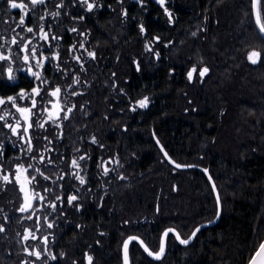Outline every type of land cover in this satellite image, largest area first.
I'll list each match as a JSON object with an SVG mask.
<instances>
[{"label":"trees","instance_id":"1","mask_svg":"<svg viewBox=\"0 0 264 264\" xmlns=\"http://www.w3.org/2000/svg\"><path fill=\"white\" fill-rule=\"evenodd\" d=\"M18 1L25 9L0 0V44L13 52L16 75L0 74V97L33 96L40 85L15 60L11 39L22 36L43 47L41 59L57 57L41 67L44 102L59 86L74 109L61 126L43 124L37 100L24 140L5 126L22 119L17 107L0 109L9 115L0 120V264H124L128 237L158 252L167 229L188 239L218 215L187 245L169 233L159 260L133 241L130 264H248L264 239V38L253 0H88L91 10L77 0ZM259 14L264 25V0ZM22 16L33 33L17 27ZM252 51L260 53L255 64ZM7 64L0 61V73ZM15 104L31 106L26 98ZM29 164L43 173L28 168L32 195L44 199L21 213L24 172L16 169Z\"/></svg>","mask_w":264,"mask_h":264},{"label":"snow or ice","instance_id":"2","mask_svg":"<svg viewBox=\"0 0 264 264\" xmlns=\"http://www.w3.org/2000/svg\"><path fill=\"white\" fill-rule=\"evenodd\" d=\"M77 2L81 3V4H86L87 5V8L89 10H91L93 8V4L92 3H88V0H77ZM162 2V0H161ZM7 3L9 4V6L12 8V9H17V8H24L25 5L24 4H18L15 2V0H7ZM30 3L31 5L33 6H36L38 4L42 5L45 3V0H30ZM52 15L54 16H59L60 13H53ZM43 18V17H41ZM82 19V17H81ZM17 27H19L21 29V31H24L26 30L28 33H33L34 32V28L33 27H26L25 28V19L24 17L22 16L20 19H19V23L17 25ZM40 28V31H43V26H38ZM49 27H51V25H49ZM72 31H76L75 28L72 29ZM260 32L261 33H264V25H261L260 27ZM18 35V34H17ZM193 35H195V33H193ZM57 37L55 35L52 36V39L55 40ZM41 39H44V40H47L48 39V33L45 32L43 37H41ZM11 44L12 45H15L16 46V49H15V60L16 61H20L22 60L23 61V64L27 65L28 68L27 70L31 72L32 76L35 77L38 81H40V85L37 86V87H34L32 89V93H35V95L37 96H40V100H41V104H43L44 100H45V96L44 95H41V92L42 90L44 89V86L48 83L46 80L42 79L39 72L37 71H32V69H39L42 67V60L40 57L37 56V51H43V47H41L40 49H37V47L35 45H32V42L31 40L25 42V37H19L17 39V37H13L11 39ZM31 45V47H30ZM5 45L4 44H0V61H10L13 59L12 56H9V55H6L4 54V49ZM76 45H73V49L72 50H75L76 49ZM80 48H83L84 45L83 43H81L79 45ZM86 50V49H85ZM49 51H51V49L49 48ZM87 55L89 57H92V58H95V53L94 52H88ZM260 57V53L257 52V51H252L251 53L248 54V60L251 61L253 64L257 63L258 61V58ZM54 58H57V57H45L43 59H47L49 61H51V59H54ZM78 63L80 62L81 60V57L79 56H74L73 57ZM65 63H67V61H65ZM0 68H2V66H0ZM81 69L83 70V65H81ZM20 70H23L22 68L18 67L17 68V71H20ZM197 69L196 68H192V70H190L188 73H187V77L189 80H191L193 78V74L196 73ZM208 72V68L205 67L203 68L200 72H199V75L202 77L204 76L206 73ZM2 74V73H0ZM8 76H9V79H14V76L12 75V68L9 67L8 68ZM76 83H78V79L75 81ZM61 92V89L59 87H56L54 90L50 91V92H47L46 95L48 96H52V97H57L58 94ZM28 99L30 102H31V106L32 108H35L37 106V100L33 98V96L31 94H29L27 97L24 96L23 92L17 94V97H8L7 98V102H11L12 105L14 107H17V111L20 112L21 114H31V108L29 107H18L16 106L15 104V101L16 99ZM6 103V101L4 99H0V105H4ZM147 104V98H145L144 100H141L139 101V106L140 107H145ZM53 107H57L59 108V111H64L63 108H60L59 105H53ZM42 110H47V109H37V113H35L34 115H36V118L39 119L40 118V112ZM134 110V109H133ZM72 109L71 108H68L67 109V112L65 113L63 119L67 120L69 119V116L67 113L71 112ZM49 119L53 121V123H55V120L56 119H59V116L57 115L55 117V119L53 118V115L50 113L49 114ZM0 120H4V117H0ZM5 126L9 127L11 132L13 133V135H18L19 136V139L20 140H24L25 138V134L28 133L29 131V128L32 127V124L29 123L27 127H24L22 132H18V129H20L22 126L20 124V121L19 119H17V122H16V125L15 126H12L11 124H8L6 121H5ZM39 127H43L44 125L43 124H40L38 125ZM93 143H95V138H93ZM27 143L30 145L31 144V140L28 139L27 140ZM49 143H51V141H49ZM28 151H31V148L28 149ZM77 151H79L77 149ZM165 155H167V153H165ZM0 156H2V152H0ZM34 159V157H33ZM86 159V156L84 155H81L79 157V160L83 161ZM41 160H43V157H41ZM49 163H52L51 160H49ZM103 163V161H102ZM72 165L74 167H79V164L77 163V161L74 159L72 160ZM177 168H180L181 165L180 164H176L175 165ZM28 168H33V171L34 172H39V169H35L33 167V165L29 164L27 168H25L23 165H17V169H16V173H21V172H24L26 173L28 171ZM109 171V169L107 167L104 168V172L105 174H107V172ZM39 174L41 176H43V173L42 172H39ZM45 180L49 179V177H43ZM76 178L79 180L80 184H84L85 183V180L82 176H76ZM15 179L16 180H19V175H15ZM36 179L35 175H33L31 177V180H29L28 182L31 183V181H34ZM60 179H63V176L60 177ZM3 180L6 181V182H9L11 183L12 181L9 179V175H4L3 176ZM45 191H48V189H44ZM20 191L21 192H25V204L22 205L20 208H19V211L21 213L23 212H26L29 208L32 207V204L30 202V197L28 196L25 188L23 186H21L20 188ZM41 200L44 199V197H40ZM56 200H59L60 197L57 196L55 197ZM77 199V196L76 195H73L71 196L69 199H68V203H72V201H75ZM49 206L53 209H55L56 205L55 203H50ZM31 218V217H29ZM49 228L52 227V224H48L47 225ZM4 231V228L2 226H0V232ZM200 229L197 228L195 232H193V236L196 235V232H199ZM165 236H167V232L164 234ZM188 241L187 240H181V243H187ZM125 248H127V243H125ZM161 251H163V249H161ZM32 254V253H30ZM261 254H264V243H261L260 246H259V251L256 253V255H261ZM37 259H40V252H36L35 253ZM149 255H153V253L149 252ZM158 255V254H156ZM53 259H55V257H53ZM91 258H89L90 260ZM251 264H257V261L255 260V258H253Z\"/></svg>","mask_w":264,"mask_h":264},{"label":"water","instance_id":"3","mask_svg":"<svg viewBox=\"0 0 264 264\" xmlns=\"http://www.w3.org/2000/svg\"><path fill=\"white\" fill-rule=\"evenodd\" d=\"M252 3H253V15H254V20H255V24H256L257 30L259 31L260 35L264 38V33L260 32V27L262 25V22H261L260 14H259V0H253ZM57 104H58V100L53 105H57ZM54 109H58V108L54 107ZM26 124H27L26 125V127H27L28 126V118H26ZM21 183H22L21 185L25 188L28 196L30 197V202L32 204L33 198H32V196L30 194V189H29L28 184L24 183L23 181H21ZM23 193H24V199H25V192H23ZM30 209L31 208H29L26 212H29ZM218 217H219V215H218ZM218 217L212 222H207V223H203V224L199 225L197 228L201 229V228H203L205 226L213 224L218 219ZM196 229L194 230V232L196 231ZM166 232H167V236H168L169 233H174L177 236V238L180 241V243H181V240H187L188 242L186 244L182 243L184 245H187V244L191 243L192 240L194 239V237L196 236V235L195 236L191 235L190 238H188V239H182L180 237L179 233L174 228H169L163 233L162 240H161V247H160L158 252H153L146 245V243L142 240V238H140L138 236H130V237H128L126 239V241L124 242V245H123V260H124V264H130L129 247H130V244L133 241H136V242L140 243V245L143 247V249L147 252L148 255H149V252L153 253V255H149L150 257H152L154 259H157V260L161 259L164 256L165 251H166L167 236L164 235ZM197 233L198 232H196V234ZM125 243H127V248H125ZM261 243H264V239H263V241ZM161 249H163V251H161ZM258 251H259V247L256 250V252L254 253V255L252 256V258L250 259V261L248 262V264H251L253 258H255V260L257 261V264H264V254L256 255V253ZM156 254H158V255H156Z\"/></svg>","mask_w":264,"mask_h":264},{"label":"flooded vegetation","instance_id":"4","mask_svg":"<svg viewBox=\"0 0 264 264\" xmlns=\"http://www.w3.org/2000/svg\"><path fill=\"white\" fill-rule=\"evenodd\" d=\"M32 71H33V69H32ZM37 72H39V74L41 75V73H42V69L39 68ZM29 75L32 76V74H31L30 71H29ZM32 77H33V76H32ZM34 87H37V86L35 85ZM34 87H33V88H34ZM57 87H59V86H57ZM55 88H56V87H54L53 89H50L49 92L52 91V90H54ZM59 88L61 89V92L58 94L57 97L48 96V100H47L46 102H43V104H44V109H47V110H44V111H43L44 113L42 112L43 114L46 115V120L43 121V122H41V123H43V124H44L46 121H52V120L49 119V114L51 113V114L53 115V118H54V119H55V117H56L57 115L59 116V119H56V120H55V124H56L57 126H61V125L63 124V121L65 120V119H63V117H64L65 113L67 112V109H68V108H71L72 111H73V109H74L73 107H71V106H67V105L64 103V100H63V99L65 98V96H64V93H63V91H62V88H61V87H59ZM41 95H44V96H45V93H44V92H41ZM45 97H46V96H45ZM33 98L36 99V100H39V101L41 102V100H40V96L35 95V93L33 94ZM57 100H58V105H59V107H60V108H63L64 111H59V108H58V109H54L53 104H54ZM26 107L31 108V110H32V111H31V114H21V113L19 112V113L21 114V116H22V120H23V122H24V127H26V125H27V124H26V118H28V124H29V123H31L32 116H33V108H32V106H26ZM72 111L69 112V113H67L68 116H69V118H70V116H71V114H72ZM52 122H53V121H52ZM29 130H30V128H29ZM28 132H29V131H28ZM26 134L28 135V133H26ZM79 175H80V173H79ZM27 178H28V173L26 172V173H24L23 176L20 178V182L23 181L24 183L28 184V186H29V182H28ZM21 184H22V183H21ZM29 189H30V186H29ZM30 194H31V196H32V198H33V202H32V207H31V209H30L29 212H31V211L33 210L36 201H39V202L42 201L40 198L37 199L34 195H32L31 189H30ZM24 201H25V199H24ZM24 204H25V203H24Z\"/></svg>","mask_w":264,"mask_h":264},{"label":"rangeland","instance_id":"5","mask_svg":"<svg viewBox=\"0 0 264 264\" xmlns=\"http://www.w3.org/2000/svg\"><path fill=\"white\" fill-rule=\"evenodd\" d=\"M16 3H18V4H23V2H21V1H16ZM23 9H25V8H23ZM43 34L45 33V31L43 30V32H42ZM4 54H6V55H9V56H12L13 57V52H11V50H9V49H7L6 48V52H4ZM13 60V59H12ZM42 60V67L44 66V64H45V59H41ZM9 62V64H7V66H5L4 67V70L2 71V74L4 75V74H6L7 72H8V68L9 67H11L12 68V70H13V66H12V64H10V61H8ZM27 68H28V66H27ZM33 71H38V69H33ZM12 75L14 76V79L16 78V75H15V73H12ZM12 80V79H11ZM0 99H4L5 101H6V103L4 104V105H7L8 103H11V102H7V99H5V98H2V97H0ZM4 105H0V109H3V106ZM4 114V117H8L9 115L7 114V112L6 111H4L3 112ZM22 120V119H21ZM21 120H19L20 121V124H21V126H23V123H22V121ZM16 122L17 121H15L14 122V125L13 126H15L16 125ZM185 202V203H184ZM183 204H184V210H187L188 208V201H187V199H185V201H184V199L183 198H180L179 200H177V205H182L183 206ZM186 205V206H185ZM187 208V209H186Z\"/></svg>","mask_w":264,"mask_h":264}]
</instances>
